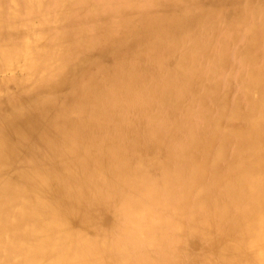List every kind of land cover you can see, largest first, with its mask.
<instances>
[{"label":"bare ground","instance_id":"bare-ground-1","mask_svg":"<svg viewBox=\"0 0 264 264\" xmlns=\"http://www.w3.org/2000/svg\"><path fill=\"white\" fill-rule=\"evenodd\" d=\"M0 264H264V0H0Z\"/></svg>","mask_w":264,"mask_h":264},{"label":"rangeland","instance_id":"rangeland-1","mask_svg":"<svg viewBox=\"0 0 264 264\" xmlns=\"http://www.w3.org/2000/svg\"><path fill=\"white\" fill-rule=\"evenodd\" d=\"M30 45H32V44L30 43Z\"/></svg>","mask_w":264,"mask_h":264}]
</instances>
